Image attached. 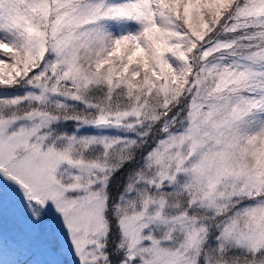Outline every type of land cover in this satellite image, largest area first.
Masks as SVG:
<instances>
[{"label": "snow or ice", "instance_id": "obj_1", "mask_svg": "<svg viewBox=\"0 0 264 264\" xmlns=\"http://www.w3.org/2000/svg\"><path fill=\"white\" fill-rule=\"evenodd\" d=\"M0 264H264V0H0Z\"/></svg>", "mask_w": 264, "mask_h": 264}]
</instances>
